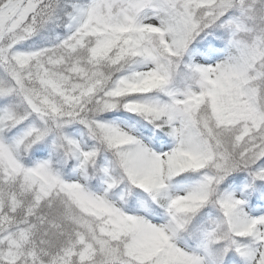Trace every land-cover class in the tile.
Wrapping results in <instances>:
<instances>
[{"label":"snow or ice","instance_id":"6c2138e0","mask_svg":"<svg viewBox=\"0 0 264 264\" xmlns=\"http://www.w3.org/2000/svg\"><path fill=\"white\" fill-rule=\"evenodd\" d=\"M0 264H264V0H0Z\"/></svg>","mask_w":264,"mask_h":264}]
</instances>
